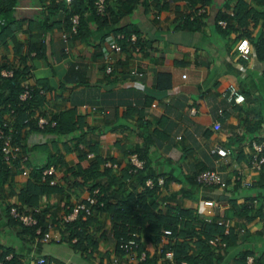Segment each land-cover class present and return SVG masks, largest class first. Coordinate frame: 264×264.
I'll return each instance as SVG.
<instances>
[{"label": "crops", "instance_id": "1", "mask_svg": "<svg viewBox=\"0 0 264 264\" xmlns=\"http://www.w3.org/2000/svg\"><path fill=\"white\" fill-rule=\"evenodd\" d=\"M67 1L63 0L64 4ZM234 1L212 0L203 24L193 30L178 22L190 7L186 0H166L167 7L158 11L150 4L144 9L139 3L124 23L138 29L144 44L141 49L125 47L119 51L109 47L110 25L96 27L89 21L90 34L85 39L63 30L62 5L48 11L45 0H17L10 12V24L8 16L0 13V62L6 68L26 67L24 78L41 89L38 93L44 110L77 108L83 126L92 128L82 132L79 143L82 149L86 143L93 145L92 156L84 159L85 163L99 156L122 166L129 147L150 141L146 147L149 168L163 177H174L160 188L161 195L173 193L167 201L178 202L193 213L232 219L237 236L222 264H230L232 252L238 249H249L253 255L264 251V167L253 168L247 162L248 139H264V59L255 54L242 57L235 48L239 36L252 47L251 38L264 34V26L260 18L228 30L217 26L213 22L215 13L230 9ZM42 19L50 26L39 25ZM243 28L248 33H242ZM63 31L69 34L65 41L60 37ZM39 42L43 48L35 54L32 46ZM105 53L112 56L109 73L104 70ZM161 72L167 76L156 78ZM165 80L167 86L161 88L166 91L148 102L146 93ZM230 88L241 93L243 99L234 102L228 96ZM153 100L155 105L150 106ZM128 105L137 108L138 113L121 118L120 109L113 117L116 108ZM214 120L219 123L216 129L212 128ZM69 136L34 132L25 139L27 145H39L27 150L30 172L50 153L58 152L64 162L54 166L52 172L56 182L52 184L61 189H50L38 199L39 208L47 207L46 228L66 213L64 209L88 194L85 188L61 185L63 176L71 180L65 167L72 165L78 154V149L66 140ZM216 145L229 149L225 158L210 152ZM205 167L217 170L224 184L192 183L190 177ZM111 170L118 174V168ZM24 181L25 176L13 168L7 178L0 180V250L8 247V254L15 255L12 264H123L104 211L94 213V220L87 224L86 230L95 237L96 244L84 251L73 249L62 239L28 237L15 223H9L3 208L5 204H19L17 191ZM202 199H212L213 205L202 204ZM242 204L252 210L251 219L239 211ZM143 242L149 254L156 251L151 242ZM113 256L117 257L115 262ZM38 257L41 262H36Z\"/></svg>", "mask_w": 264, "mask_h": 264}, {"label": "trees", "instance_id": "2", "mask_svg": "<svg viewBox=\"0 0 264 264\" xmlns=\"http://www.w3.org/2000/svg\"><path fill=\"white\" fill-rule=\"evenodd\" d=\"M16 1L0 0V13L3 12L8 16L7 21L9 24L12 22L10 12ZM43 1L38 0L41 3ZM45 1L48 11L54 10L58 5L64 6L63 30L70 31V16L76 13V28L70 34H74L81 39L87 38L90 34L89 21H92L96 27L110 25L112 35L116 33L122 34V37L116 39L122 49L125 47L133 49L134 46L141 49L144 44L141 36L138 35V29L133 28L131 24L124 23V20L139 3L143 5L144 9L150 4L154 7L155 11L167 7L166 0H162L161 2L159 0H104L103 9L100 12H95L93 6L94 0H68L66 4H64L63 0ZM186 1L194 9L204 6V11L191 19L179 16V24L186 27V29L193 30L203 24L204 17L208 13L212 0ZM231 10L232 14L229 15L230 18H228L229 16L224 11H217L213 22L216 24L215 20L217 18H227L226 24L223 27L228 30L236 26L244 27L248 20L255 22L260 18L261 25L264 26V0H235L231 5ZM45 20L42 19L39 22V25H42L43 28L50 26ZM216 25L219 26L218 24ZM1 27L7 29V25ZM2 30L1 28V42L3 41ZM130 33L135 34L133 42L127 40ZM242 33L248 32L244 29ZM251 39L255 57L264 59V34L261 33ZM32 47L36 52L35 54H37L40 53L39 50H42L43 44L39 42L38 46ZM27 52L25 56L28 55ZM0 68H6L5 64L0 62ZM25 71L26 67L24 66L22 70L13 68L11 75H0V120L7 117L8 114L13 116V122L11 123L14 130L13 143L19 146L17 156L12 159L10 158L8 161L3 160L0 154V180L3 181V179L7 178L12 168L14 170L18 169L20 174V167L26 169V173L22 174L25 176L24 184L17 191L19 204H16L15 207L20 211L30 210L31 215L35 218V224L24 225L20 223L8 214L10 205L5 204L3 208L4 215L9 223H15L19 226V231L26 232L28 237H40L47 227V222L44 220L47 207L39 208V196L42 193L46 194L50 189H61V187L57 188L54 186L56 182L54 184L49 183V179L53 177L52 173H42V170L48 166H53L54 168L56 165H62L64 162L61 155L58 152L50 153L43 163L33 165L30 172L27 166L29 164L27 150L34 145H39H27L25 142L27 135L34 132L51 133L55 136L69 134L70 136L66 140L78 149V154L73 158L72 165L65 167L69 171L71 180L63 176L61 185L85 188L88 195L94 199V202L88 204L85 201V204L89 208L87 213L81 209L75 218L61 222L59 226L60 239L66 241L73 249L80 251L94 248L96 244L95 237H93L92 233L87 232L86 226L89 221L94 220V213L99 214L104 211L109 216L116 253H119L116 247L118 236L123 235L126 237L129 231L134 230L142 237V240L140 237L137 239V250L144 248L143 241L147 240L155 247L154 250L157 249V243H159L161 252L165 249H171L175 262L183 259L189 263L222 264L224 255L229 252V249L232 250L231 246L236 240L237 233L233 228L217 225L214 221V216L211 217L209 222H204L201 214L193 213L192 210L182 207L178 202L167 201L169 200V196L172 197L173 193L172 195L171 193L161 195L157 185L151 188L145 187L141 190L136 189V186L143 183V180L148 177L155 181L156 176H161L163 180L162 186L168 180L174 179L172 175L163 177L152 168H149L146 147L150 141H141L139 144L129 147L125 152V154L136 152L137 156L144 160L142 168H138L134 172L128 171L129 165L127 160H125L122 166L116 164L118 174L112 172V167L104 165L105 161L115 163L107 158L94 156L85 163L84 159L87 160L89 158L85 156L86 152L92 153L90 150H93V145L86 143V148L82 149L79 143L82 141V132H85L87 129L92 130V128L83 126L82 118L77 113L75 106L58 109L57 111L44 110L42 95L38 93V88L33 87L31 83L29 97L19 100L18 94L21 91V81L24 79ZM156 76V78L161 79L167 75L161 72L157 73ZM162 86H167L166 80L161 83L159 82L156 84V88H151L148 91L149 93H146L149 95V97L147 96L148 98L146 97L148 102L152 99H157L165 92L167 88H161ZM120 109H122V116L121 113L118 115L121 118L130 116L134 111L136 113L139 111L137 108L128 105L124 108H116L113 117H115L116 111ZM37 115H43L48 119L41 127L36 123ZM140 121L142 122V119ZM77 129L79 130L76 131ZM145 136L146 138L150 137L146 134ZM262 166L264 167V164L260 167ZM190 178L192 183L196 182L195 174ZM196 183L199 184L198 182ZM94 189L96 190L95 192ZM80 200L82 201V199ZM164 200L166 202L162 203ZM70 207L64 209V211L67 213ZM239 209L247 220L253 217V212L247 204H242L239 206ZM256 209L259 212V208L257 207ZM82 214H84V217H81ZM58 219L56 218L53 221L59 223ZM36 226L40 228V232L38 233L35 232ZM164 228L169 229V233H164ZM214 236H218V239L215 240ZM73 237L74 240H71ZM161 238H164V240L160 241ZM8 250V247L0 250V264H12L16 262L15 255L12 252L9 253L10 256L8 258L4 257L6 253L8 254ZM158 255L156 251L150 254L146 252L144 258L136 260L135 264H167L165 260L161 259V262L158 263ZM246 255L253 257V264H264V251L263 253L253 255L249 249H238L232 252L230 264H245Z\"/></svg>", "mask_w": 264, "mask_h": 264}, {"label": "built area", "instance_id": "3", "mask_svg": "<svg viewBox=\"0 0 264 264\" xmlns=\"http://www.w3.org/2000/svg\"><path fill=\"white\" fill-rule=\"evenodd\" d=\"M93 6L95 9V12H100L103 7H104V0H94L93 1ZM204 11V6H199L197 8H192L189 7L187 10H185L180 17H187L188 19L193 18L195 15L201 13ZM224 13L227 14V16L232 14V10L226 9ZM230 18V16L228 17ZM227 18H217L215 20L216 24L219 26H224L226 24ZM77 24V14L74 13L70 16V26L69 30L70 32H74ZM69 34L66 31H63L60 33V37L65 41L67 36ZM122 37L121 33H116L115 35H112L109 41V47L113 51H119L121 49V46L119 42L116 40L117 38ZM127 40L129 42H133L135 40V34L130 33L127 37ZM235 48L238 51L239 55L242 57H247L249 55H254V50L252 47H250L247 39L245 37H239L237 39V42L235 43ZM64 49H67V46H64ZM133 49H138L137 46H134ZM111 60L112 56L111 54L105 53L103 55V61H104V70L105 72L109 73L112 70V65H111ZM14 67L10 66L7 68H0V75L7 76L11 75L12 69ZM241 69H243V66H240ZM181 76H184L182 73ZM39 93H41V89L38 90ZM166 91V90H165ZM31 93V85L30 82L24 78L21 81V91L18 94V99L23 100L27 97H29ZM228 96L231 97V99L234 102H239L243 99V96L241 93H237L234 88L229 89ZM156 100V99H155ZM155 100L150 102V106L155 105ZM85 107V106H84ZM191 112H193V108H191ZM47 118L43 115H37L36 116V123L39 127H41L43 124L47 122ZM13 122V116L8 114L7 117L3 118L0 120V154L3 160H10V158H15L17 156V153L19 151V146L16 143H13V127L11 126V123ZM52 123V122H51ZM218 121L214 120L212 122V128L216 129L218 128ZM248 145H249V150H248V159L247 162L248 164L253 167V168H260L262 164H264V139H257V138H249L248 139ZM211 153L217 154L219 158H225L228 153L229 149L227 147H224L222 145H216L211 147L210 149ZM92 155L91 152H86V157H90ZM125 159L127 160V163L129 165L128 171L129 172H134L138 168H142L144 164V160L142 158H139L136 154V152H128L125 154ZM105 166H110V167H116V163H110L109 161L104 162ZM21 168V174L26 173V169L23 167ZM53 172V166H48L47 168L42 170V173L50 174ZM195 180L198 182L200 185H213V184H218V185H223L224 182L220 179V175L217 172V170L213 168H201L195 172ZM55 182L54 177L49 179V183L52 184ZM162 177L161 176H156L155 181L152 178H145L143 180V183H140L137 185V190H141L143 188H151L154 187L155 185L158 186V189L162 187ZM96 190L94 189V192ZM85 201L89 203H93L94 199L92 196L88 195L85 197V199L81 200H76L74 203L71 205L69 211L65 214H62L59 217V223L58 222H51L49 228H46L40 237H35L36 239L39 240H54L58 241L60 240V232H59V226L61 222H66L69 221L73 218H75L76 214L78 213L79 210H83L85 213L88 212L89 208L85 204ZM166 202L165 200L162 201V203ZM201 203L207 206L213 205V200L212 199H202ZM29 209V208H28ZM8 214L11 215L14 219L19 221L20 223L24 225H31L35 224V218L31 215L30 210L28 211H20L18 210L15 205H10L8 209ZM81 217H84V214L81 215ZM202 220L204 222H209L211 217L209 214H201ZM214 221L217 225L222 226V227H231V228H236L232 224V219L227 216H220V217H215ZM237 229L241 230V227H238ZM35 232L38 233L40 232L39 226L35 227ZM164 233H169V229L164 228L163 229ZM139 238V233L137 231H129L125 236L119 235L118 240L116 242V247L119 250V258L122 261L123 264H135L136 260H142L147 252L145 248H142L140 250H137V239ZM215 240L218 239V236L213 237ZM71 240H74V237L71 238ZM156 252L159 254L157 262L160 263L161 260H165L167 264H201L200 262H195V263H189L186 260H179L178 262H175L172 257V250L171 249H165L161 252L160 246L158 245ZM10 255L8 254V257ZM5 257V256H4ZM7 257V256H6ZM117 260L116 256L112 257V261L115 262ZM42 258L38 257L36 258V262H41ZM245 264H253V257L251 255H246L245 257Z\"/></svg>", "mask_w": 264, "mask_h": 264}, {"label": "rangeland", "instance_id": "4", "mask_svg": "<svg viewBox=\"0 0 264 264\" xmlns=\"http://www.w3.org/2000/svg\"><path fill=\"white\" fill-rule=\"evenodd\" d=\"M240 234H242V233H240Z\"/></svg>", "mask_w": 264, "mask_h": 264}]
</instances>
